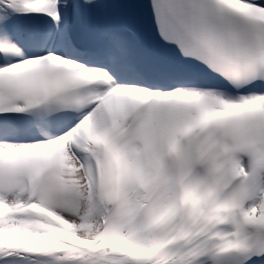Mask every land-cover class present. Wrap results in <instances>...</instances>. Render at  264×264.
I'll list each match as a JSON object with an SVG mask.
<instances>
[{
  "label": "bare ground",
  "instance_id": "obj_1",
  "mask_svg": "<svg viewBox=\"0 0 264 264\" xmlns=\"http://www.w3.org/2000/svg\"><path fill=\"white\" fill-rule=\"evenodd\" d=\"M3 1L8 3L11 11L21 8L20 5L24 2V0ZM65 1L40 0V13H45L49 19L50 17L61 18L58 6H62ZM227 1L231 3L237 2L236 0ZM252 8L256 12H260L258 5H254ZM2 22L0 12V24ZM124 53L118 49V51L108 54L106 59L111 65L115 66L119 73L121 72L123 78H127L130 73L133 76H138L139 68L134 67L131 70L130 66H128L135 56L133 58L132 54L127 51H124ZM44 69L49 73L50 77L35 76L33 69H30L27 74L25 73L26 75L20 70L16 69L14 71V85L1 90V95L16 93V96L20 95V101L8 99L6 101L7 108L20 106L17 108L21 109L32 104V101L39 98L51 82L59 80V77H56L55 74L58 75L60 73L62 70L60 67L46 64ZM96 74L99 75L98 72ZM8 77L10 78V75ZM107 86L121 93L113 102L107 100L116 111L123 108H125V111L133 110L136 107L137 101H135L134 91L138 90V86L113 87L109 84ZM32 87L33 89L30 90ZM101 88L103 89L102 85ZM152 92H146L147 97L155 100V107H153L150 116L151 120L147 121L148 138L145 141L139 139V143L133 145L135 164L134 168L130 169V176L131 181L139 185L137 188L132 187L131 191H135L137 194H145L148 191L156 197L155 201L164 203L165 209L164 207L153 206L151 208L154 212L151 215L150 223L154 230H145L142 226L143 218L140 216L133 217L139 211V201L135 198L131 200L129 207V213L132 217L129 216L127 220L125 218L128 216V204H123L121 201L119 202L122 208L121 215L109 217L105 214V212H113V208L110 205L101 204L104 195L102 189L97 193V176L99 172L96 171L99 167L96 164V160L101 150L97 139L109 132L114 126V122L105 118L107 112L103 109V103L95 106L83 99L81 103H77L73 107L76 118L75 122L69 125L73 126L70 133L65 134L58 141L59 143L61 142L58 148V152L61 153L60 164L56 169V175L52 177L47 195L45 193V196L36 202L38 209H33L29 206L31 203L30 191L33 189L31 166L33 163L37 164V160L34 157L37 150L34 148L29 149V146L26 145L11 147L8 145L7 148H2L1 146L3 145H0L1 255L15 254L17 256H25L23 254L31 253L46 255L58 253L57 250L66 254V246L71 248L75 245L73 249H76L79 245V248L83 249L86 242L95 241L100 234L98 231L104 228L106 240L113 239L116 236H126L142 247L152 246L153 250H157V253L161 254V257H166L162 262H159L162 260L161 257H153L154 260L152 262L145 257L142 259L144 264H167L166 260L170 257H173L171 262L173 264L186 262L193 258H200L204 260L205 264H209L204 252L208 249L213 239L214 227L221 225V221L224 218L211 216L209 224L206 225L201 222L200 218L188 214L186 208L198 213L204 210L208 213V210H210V207L206 209V201L209 196L203 186L197 187L202 199L195 206L181 207L180 202L174 198V194L180 190L178 186L183 180L182 166L176 156L169 152L168 147L172 140L178 138L177 132L182 124L192 120L198 112L207 108L211 101L214 104H221V98L215 95L202 94L194 88ZM263 96L261 94L255 96V98L258 99L259 103H263L261 102ZM159 101L160 103L164 102L158 104ZM171 102H180L179 105L182 103L181 106H184L183 116L180 108L179 123L175 120V114L168 111L164 114H159L166 103L171 104ZM82 111H85L84 115H81ZM117 125H120V123ZM173 126H175L174 129ZM208 134L209 131L184 141V149L188 159H184L182 156L181 162L194 171L191 179L195 181L205 171L208 172V169L210 175L214 174L213 168L210 167L211 161L204 162L199 152L200 148L206 147V142L211 144L214 140ZM74 142L76 146L77 144L83 146L85 152L82 154L77 153V148L72 146ZM211 154L214 159L220 157L217 147L212 149ZM152 155L156 159H153ZM81 159L85 161L82 162ZM86 161L91 165L87 164L85 166ZM162 161L165 162L168 176L160 172ZM191 185L196 186L193 183ZM262 211H264V205L253 208L252 214L258 216ZM35 215L42 216L44 220L36 218L38 224L33 223L31 217ZM112 219H115L112 226H106ZM136 222L141 225L138 226ZM182 224L186 229L193 230L194 241L191 250L198 246L200 248L198 257H195L197 255L193 251L189 252L186 246L180 244V235L173 236V240L179 243L178 246L170 244L169 236L173 234L174 230L181 231ZM235 225L236 223L232 224L231 221L227 224L232 230H242V228H237ZM110 227H113L114 231L109 232L108 228ZM258 230L257 219H255L254 232ZM154 235L155 238H153ZM54 243H57L59 247L52 250L51 246ZM75 251L77 250H72L69 253ZM105 253V251H100V248H96L90 250L87 255L96 256L98 254L104 256ZM114 256L117 259L114 264H125L121 260H124L123 257Z\"/></svg>",
  "mask_w": 264,
  "mask_h": 264
}]
</instances>
